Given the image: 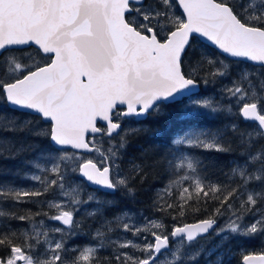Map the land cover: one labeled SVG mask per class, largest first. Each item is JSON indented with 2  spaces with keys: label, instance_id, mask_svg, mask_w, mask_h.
Wrapping results in <instances>:
<instances>
[{
  "label": "snow or ice",
  "instance_id": "1",
  "mask_svg": "<svg viewBox=\"0 0 264 264\" xmlns=\"http://www.w3.org/2000/svg\"><path fill=\"white\" fill-rule=\"evenodd\" d=\"M174 113L189 126L144 127ZM141 133L161 139L168 181L152 207L170 228L131 209L108 216L106 197L135 200L150 167L127 159ZM26 152L31 183H0V264H198L264 238V0H0V158ZM202 153L232 155L227 171L212 179L217 158ZM209 234L220 239L205 250ZM242 264H264V251Z\"/></svg>",
  "mask_w": 264,
  "mask_h": 264
},
{
  "label": "trees",
  "instance_id": "2",
  "mask_svg": "<svg viewBox=\"0 0 264 264\" xmlns=\"http://www.w3.org/2000/svg\"><path fill=\"white\" fill-rule=\"evenodd\" d=\"M212 49H209V54L211 55ZM203 88V86H201ZM219 85H209L207 88H203L204 93L208 97L219 98ZM174 120L167 122L164 119L159 121L150 120L144 124L146 129H152L153 131L157 129H170L171 131H180L189 125L179 119L178 113H174ZM21 119L33 120L34 124H39L42 122L35 121L31 115L21 116ZM209 127H212L216 124H219L220 121H206ZM17 142L28 143V144H37L39 147L37 151L46 146L44 141H41L37 138L31 136H25L21 134V137L17 139ZM102 150L107 147V145H100ZM160 148H161V139L159 137H153L150 133H141L134 136L126 149L127 159H135L137 164H146L150 165L147 169V173L143 182L139 179L135 180L134 190L136 193L135 200H129L120 193H116L115 196H107V199H115L117 201V206L111 209L108 212L109 218L113 215L119 213L123 209H131L134 213L139 214L140 216L147 217L149 219H159L161 220L168 228H170L176 221H173L169 215L166 213H157L152 207V201L155 197L156 190L167 183L168 174L165 171V168L162 164H159L160 159ZM35 153L26 152L23 154L22 158H0V183L13 182L15 184L27 185L31 183L28 180L21 179V175L27 171L25 165L22 163V159H32ZM205 156L216 157V164L218 167L210 168L208 175L212 179H216L219 176V169L223 168L224 171H227V165L232 155L230 154H220V153H202ZM90 190V189H89ZM51 198V197H49ZM21 207L28 208L33 207L31 204H25ZM209 212H192L188 211L186 215L180 220V223H195L199 219L207 218L208 214L211 212L212 205H209ZM79 216V214H77ZM252 218L246 217L245 222H250ZM91 218L89 219L90 222ZM49 224L59 225L58 222L46 221ZM219 225L224 223V218L218 219ZM16 223H19L18 221ZM86 231V229H85ZM130 239H135L131 237L130 234H127ZM219 237L214 234H209L207 241H202V244L205 250L212 249L219 241ZM91 242V237L87 235H82L78 238L77 246L83 247L86 244ZM132 251V250H128ZM264 251V239L260 237L253 238H236L230 241L227 245L217 249L216 252H213L212 255L202 254L199 257L198 264H217V256L221 253L224 255V264H241L242 255L246 252H261ZM138 254V253H137Z\"/></svg>",
  "mask_w": 264,
  "mask_h": 264
},
{
  "label": "water",
  "instance_id": "3",
  "mask_svg": "<svg viewBox=\"0 0 264 264\" xmlns=\"http://www.w3.org/2000/svg\"><path fill=\"white\" fill-rule=\"evenodd\" d=\"M87 155H92V154H87ZM219 224V223H218Z\"/></svg>",
  "mask_w": 264,
  "mask_h": 264
},
{
  "label": "flooded vegetation",
  "instance_id": "4",
  "mask_svg": "<svg viewBox=\"0 0 264 264\" xmlns=\"http://www.w3.org/2000/svg\"><path fill=\"white\" fill-rule=\"evenodd\" d=\"M241 264H242V261H241Z\"/></svg>",
  "mask_w": 264,
  "mask_h": 264
},
{
  "label": "rangeland",
  "instance_id": "5",
  "mask_svg": "<svg viewBox=\"0 0 264 264\" xmlns=\"http://www.w3.org/2000/svg\"><path fill=\"white\" fill-rule=\"evenodd\" d=\"M223 224V223H222ZM264 239V238H263Z\"/></svg>",
  "mask_w": 264,
  "mask_h": 264
}]
</instances>
